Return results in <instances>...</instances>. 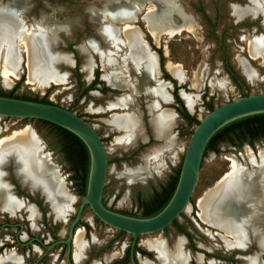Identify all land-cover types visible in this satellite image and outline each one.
<instances>
[{
	"label": "rangeland",
	"instance_id": "obj_1",
	"mask_svg": "<svg viewBox=\"0 0 264 264\" xmlns=\"http://www.w3.org/2000/svg\"><path fill=\"white\" fill-rule=\"evenodd\" d=\"M105 1L103 3L100 0H0V11H11L24 28L22 41L16 46V52L20 57V64L16 70L17 78H13L10 85H6L0 77V90L9 92L19 81V86L13 91L15 95L46 97L52 103L71 108L70 110L89 121L103 141L108 159L103 202L116 211L140 214L139 201L149 199L153 190L165 184L178 167L190 137L189 131L193 130L195 124L190 125L183 118L181 111L178 110L180 105L172 96L171 105L161 103L157 109L159 111L161 107H168L175 113L169 143L154 135L157 140L151 138L143 143L139 140L142 137L137 132L134 145L112 149L116 137L123 136L124 132L116 129L114 122L115 127L107 126L105 123L126 114L135 116L139 114V119L141 115L146 119L145 107L152 102H149L151 97L147 92H135L140 73L131 72L132 61L129 57L125 31L122 28L126 23L134 26V30L140 34L139 40L146 43L147 49L156 55L157 61L162 59L163 69L176 81L179 88L177 94L185 108L199 120L209 111L207 103L216 107L242 95L264 93V56L251 57L249 51L250 46L256 42L254 39H258L256 43L264 47V0H256L258 3L255 0H163L164 6L161 0H141V6L136 5L137 0ZM121 5H129L136 14L133 20L125 23L123 21L114 23L110 18L105 20L109 27L117 31L120 47H115L114 44L111 45L113 42H107L100 33L102 24L98 17L111 11L118 12ZM236 10L243 14L238 15ZM157 11L170 14L173 22L162 21L154 14ZM174 28L181 30L172 33L175 31ZM32 38H38L37 42L41 45L40 48L33 50L35 56L54 59L52 62L54 70L66 75L64 83H50L47 87H38L27 82L26 63L28 57L32 58L30 54L27 56L30 53L27 48H30L29 41ZM92 44L96 50L91 49ZM100 54L106 57L104 66L100 61ZM67 56L71 62L63 60V57ZM87 62L93 65V76L98 74L100 83L105 84L108 81L106 77L108 74H115L117 85L109 81L108 83L127 88L128 91L113 93L110 89L104 88L105 91L100 93L97 90L82 94L81 91L89 83L84 67ZM157 63L159 64V61ZM226 63L243 81L242 86L239 87L237 81L229 76ZM158 64L154 80L169 81L173 92L168 87L165 89L173 94V83L163 75L162 70L159 72ZM171 67L180 70L183 79L174 76L169 71ZM245 67L253 73L252 78L244 73ZM99 86L102 87V84ZM99 86L96 88L99 89ZM182 92L190 94L195 100L192 108L186 105ZM112 93L115 94L116 100L108 96ZM81 94L77 102L75 96ZM123 97L128 100L126 105H118V109L109 111L105 108L107 104L103 103V100L118 102ZM114 102H109L108 105ZM91 107L103 113L101 119H91L89 114ZM110 113H113L112 117L108 116ZM140 125L145 135L141 120ZM25 126H28L36 136L42 154L46 155L49 165L63 183L65 197L73 203L65 205L66 207L56 214L51 200L40 186L22 182L19 175L21 167L13 158L0 163L1 181L7 185L8 192L20 201V206L12 215L0 209V254L4 257L11 255L13 258L11 257L10 261H14L15 264H67L65 247L62 245L58 244L46 250L34 241L22 244L33 236L39 237L44 243L65 238L68 225L81 200L78 185L72 177L71 168L58 142V134L51 127L30 118L0 116V138L9 136L14 130ZM234 139L239 143L237 138ZM154 147L158 148L155 155L151 152ZM216 149L205 152L190 202L176 218L187 236L175 232L173 225H168L158 232L140 235L138 243L144 251L141 253H148L152 260L145 261L137 252L138 259L143 264H161L158 258L159 262L152 258L150 255L152 252H148L150 249L146 246L147 241L164 240L171 252L175 250L179 237L185 240L184 250L186 249L189 254V260L195 259L197 254L202 258L203 254L205 257L203 258L211 264H246L249 258L258 256L264 264V249L259 247L255 231H252L249 224H246L245 228L243 239L245 246L229 247L227 239L230 237L223 231L204 224L197 215L198 201L208 190L215 191L220 188L222 182L218 181L229 169L231 158L246 167V170H250L248 149L257 155L264 149V141L239 144L222 141L216 145ZM146 160L152 173L143 180H129L127 172L138 168ZM28 206L34 209V221L29 218ZM263 210L264 208L260 211L264 212ZM15 223H19L21 227ZM261 223L255 220L253 225L262 229L264 226H261ZM85 225L88 227L85 228ZM77 228L83 231L85 247L83 253L81 252L80 262L77 263L72 258L73 264H110L123 254L132 237L129 233L119 232L102 223L88 206L83 210ZM75 250L76 246L72 243V254ZM7 262L8 259H4L0 264Z\"/></svg>",
	"mask_w": 264,
	"mask_h": 264
},
{
	"label": "bare ground",
	"instance_id": "obj_2",
	"mask_svg": "<svg viewBox=\"0 0 264 264\" xmlns=\"http://www.w3.org/2000/svg\"><path fill=\"white\" fill-rule=\"evenodd\" d=\"M164 2L165 1L161 0L162 6L165 5L163 4ZM137 4L141 6L142 1L137 0L136 5ZM119 9L118 12L111 11L104 13L101 16L99 15L98 17V20L102 24L100 33L107 42H113L111 45L114 44L115 47H120L117 31L115 28L109 27L105 20L110 18L114 23L117 21H123L125 23L126 21L133 20L136 14L129 5H123ZM236 13L238 15L243 14L238 10H236ZM154 14L164 22H173V17L164 11H157ZM179 15L181 16L182 14L179 13ZM22 25L23 24H21L11 11H0V77H2L3 82L6 85H10L13 78H17L16 70L20 64V57L16 52V46L22 41L23 36L21 35L24 32ZM133 27L134 26L126 23L122 29L125 31L124 35L128 43L129 57L132 61L131 72L134 73L136 71L140 73L138 83L135 85V92H147L155 98L157 97L164 101H169L171 98L165 87L170 83L161 80H154L158 64L156 55L147 49V46L145 45L146 43H142L139 40L140 34L138 35ZM157 29L158 28H156V30ZM180 30L176 28L172 33L179 32ZM254 40L257 42L258 39ZM37 41L38 38L30 39V48H27L28 52H30L27 56L30 54L32 57H28L26 63L27 82L38 87H47L50 83H64L66 75L60 74L54 70L52 66L54 59L50 57L44 59L38 55L35 56L33 50L41 47ZM46 41L47 40L45 39V42ZM256 42H253L254 44L249 48L252 55L250 56L255 58L258 55L264 56V47H261L262 45H259L260 43ZM90 47L92 50H96L93 44L90 45ZM46 48L48 50L47 42ZM99 58L102 66H104L106 63L105 55L100 54ZM63 60L65 62H71L68 56L63 57ZM84 67L89 75L92 72L93 65L87 62ZM169 71L179 79H183L182 72L177 68L171 67ZM244 71L249 78L253 77V73L248 67H245ZM106 77L110 83L117 85L115 74H108ZM182 96L186 105L192 108L195 100L190 97V94L182 92ZM121 99L122 100H119L118 102L110 103V106H108H124L128 103L127 98L123 97ZM157 106L158 105L154 104V102L148 106V111L152 116L151 126L155 137L162 138L168 142L171 129L175 123V115L168 109L162 110L158 115H154ZM111 122H114L116 129L124 132L123 136L116 137L114 143H112V149L121 147L127 148L132 145L135 142L137 132H139V135H141L142 138L144 137L140 128V119L133 114L114 117ZM157 149V147L152 148V154L155 155ZM247 156L251 163V169L246 170V167L234 158H231L229 169L218 181V183L222 182L220 188L215 191L208 190L198 201L197 206L199 212L197 215L200 221L204 224L215 227L220 231H223L227 237H230V239H227L228 242L226 241L229 247L242 248L245 246L243 239L246 230L245 228L247 226L246 224H249L250 227H252V231H255L254 235L259 247L264 249V228L261 229L258 228V226L253 225L254 221L258 220L262 222L261 226H264V212L260 211L264 208V149H261L257 155L254 154L251 149H248ZM10 158H13V160L21 167L19 175L22 182L28 183L31 186H40L46 196L51 200L56 214L64 209L66 207L65 205L68 206V204L70 205L73 203L69 202L65 197L61 179L58 178L55 171L49 165L46 155L42 154L41 146L28 126L14 130L9 136L0 138V163H3ZM255 159H259V161L256 162ZM147 163L146 160L143 164L139 165L138 168L129 170L127 172L129 180H143L151 174V169H149ZM18 206H20V201L8 192V187L1 181L0 174V209H3L4 212L12 215ZM27 211H29V218L34 221L35 213L33 207L28 206ZM82 237V229L77 228L73 240L76 250L72 254V258L77 263L82 259L81 252L85 247V241H83ZM184 242V238L179 237L176 241L175 250L171 252L167 249L164 240H149L147 241L146 246L155 252L156 257L161 264H189V254L185 251L186 249L184 250ZM11 257V255L4 257L0 254V263L4 261V259H8L6 264H15L14 261H10ZM195 259L198 262L201 261V255L197 254ZM246 264H262V262L258 256H252L247 260Z\"/></svg>",
	"mask_w": 264,
	"mask_h": 264
},
{
	"label": "water",
	"instance_id": "obj_3",
	"mask_svg": "<svg viewBox=\"0 0 264 264\" xmlns=\"http://www.w3.org/2000/svg\"><path fill=\"white\" fill-rule=\"evenodd\" d=\"M100 1L106 2L105 0ZM76 48L75 50H78ZM149 96L152 98L151 94ZM259 113H264V93L242 95L207 111L194 126L187 141L178 180L171 197L158 213L149 217H138L110 209L103 203L102 195L108 159L103 141L89 122L74 111L55 103L0 95V116L42 119L51 122L76 135L87 148L89 169L85 194L81 197L77 210L68 225L66 238L55 240L46 245L47 249L57 244L66 245L65 258L68 264H73L71 261L72 243L81 214L86 206L102 223L131 234L129 255L131 264H136L133 258V249L138 237L163 230L181 214L190 202L203 154L211 136L231 121ZM45 199L49 203L46 197ZM37 241L40 240L37 238Z\"/></svg>",
	"mask_w": 264,
	"mask_h": 264
},
{
	"label": "trees",
	"instance_id": "obj_4",
	"mask_svg": "<svg viewBox=\"0 0 264 264\" xmlns=\"http://www.w3.org/2000/svg\"><path fill=\"white\" fill-rule=\"evenodd\" d=\"M160 65L161 70L163 72V75L166 76L167 79H170L174 83V99L175 102L180 105L181 115L183 118L188 122V124H197L199 120L194 116L191 115L187 109L185 108L182 99L177 94V85L176 81L168 75L166 71L163 69V62L162 59H160ZM226 67H228L226 63ZM229 76L234 80L237 81V85L240 87L243 84V81L240 80V77L235 73V71L232 68L226 69ZM22 79V78H21ZM20 79V80H21ZM98 82V79H94L92 84L90 86H87L84 88L81 93L84 94L86 90L92 88L94 84ZM19 86V81H17L14 86L12 87V90L9 92H3L0 90L1 96H7V97H15V98H21V99H27V100H34L39 102H45V103H52L49 101L46 97H29L26 95H15L13 91ZM79 95V98L82 96ZM214 108V106L211 103H207V109L210 111ZM36 120L38 123L51 127L57 134H58V142L61 145L62 151L66 157V160L71 168L72 171V177L76 180V184L78 185V193L81 195V197L85 194L86 191V183H87V176H88V169H89V155L87 148L85 144L73 133L70 131L53 124L51 122L42 120V119H33ZM192 130L189 131V136L191 135ZM234 138H237L239 140V143L242 142H251L253 143L257 139H264V113L259 114H253L249 116H245L239 119H236L234 121H231L224 126H222L220 129H218L209 139L204 154L207 150H217L216 145L219 142L227 141L232 144H239L235 141ZM203 154V156H204ZM182 160V159H181ZM181 161L178 165V167L174 170L173 174L170 176L169 180L160 186L159 189H154L152 192V195L147 200H140L138 208L141 210L140 214H135L131 212H125L122 210H117L121 213H125L132 216H138V217H149L156 213H158L164 205L167 203L169 198L171 197L174 188L176 186L178 175L180 171ZM111 209V208H110ZM177 219L175 218L173 222H176ZM85 227H88L85 225ZM124 233V231H120ZM135 250H138L137 247H135Z\"/></svg>",
	"mask_w": 264,
	"mask_h": 264
},
{
	"label": "flooded vegetation",
	"instance_id": "obj_5",
	"mask_svg": "<svg viewBox=\"0 0 264 264\" xmlns=\"http://www.w3.org/2000/svg\"><path fill=\"white\" fill-rule=\"evenodd\" d=\"M159 61V68H160V71H161V65H160V59L158 60ZM98 79V82L96 83V84H94L93 86H91L92 88H90V89H88V90H86V92L84 93V95H86V94H88L89 92L91 93L92 91H97V90H99V93L100 92H103V91H105L104 90V88H108V89H110L111 91H113V93H114V91H123V90H125V91H128V89L127 88H119V87H115V86H113V85H111V84H109L107 81H106V83L104 84V83H100L101 82V80L99 79V77H98V74H94V76H92V78L89 80V83L88 84H86V86L84 87V88H86L87 86H90L91 84H92V82H93V80L94 79ZM127 80V79H126ZM170 80V79H169ZM164 81V80H163ZM171 81V80H170ZM165 82H169V81H165ZM172 82V81H171ZM170 83V82H169ZM173 83V82H172ZM99 84H102V87L101 86H99ZM99 86V89H97L96 88V86ZM169 89H171L172 88V86H171V83H170V86H167ZM173 87H174V83H173ZM179 89V88H178ZM178 89H177V91H178ZM171 92H173V89H171ZM109 94L108 96H110V98H112V99H115V94ZM170 94V93H169ZM142 95V94H141ZM171 96H173V94H170ZM81 98V97H80ZM79 96L77 95V96H75V100L78 102L79 101ZM116 100V99H115ZM115 100H107V101H104L103 100V103H106L105 105H106V109L109 111V110H112V109H118L119 107H112V108H109L108 107V103L109 102H114ZM175 100V99H174ZM152 101V99L150 98L149 99V102H151ZM132 102V101H131ZM152 103V102H151ZM151 103L149 104V105H151ZM171 103L172 102H168L167 104H170L171 105ZM163 104H165V102L163 103ZM148 105V106H149ZM130 106V105H129ZM148 106H146L145 107V112H144V114H146V119L141 115L140 116V120H141V122H142V127H143V130H144V133H145V136H146V139H139V140H141V142H143V143H145L146 142V140L147 141H149L151 138H153V136H152V130H151V127H150V125H149V117H150V113H149V111H148ZM71 109V108H70ZM90 112H89V114L91 115L90 117H91V119H101V117H102V114L103 113H101V111H96L95 110V108H90ZM103 112V111H102ZM105 112V111H104ZM113 113H110L108 116L109 117H111V115H112ZM78 115H80V114H78ZM81 116V115H80ZM87 122H89V121H87ZM90 123V122H89ZM91 124V123H90ZM105 124H107V126H111L112 127V124L111 123H105ZM98 133V132H97ZM258 140H261V141H264V139L263 138H261V139H257V140H255V141H258ZM254 141V142H255ZM104 203V202H103ZM105 204V203H104ZM111 208V207H110ZM73 218V217H72ZM72 220V219H71ZM18 227H21V225L19 224V223H15ZM79 224V223H78ZM170 225H173V227H174V231L175 232H177V233H182V234H185L186 236H187V233H186V231L183 229V227H182V225L178 222V221H176V222H173L172 221V223L170 224ZM86 228V227H85ZM166 228V227H165ZM164 228V229H165ZM68 230V229H67ZM119 232H120V230H119ZM66 235H67V233H66ZM185 236V237H186ZM37 238L40 240V241H37ZM65 238H66V236H65ZM132 238V237H131ZM64 239V238H63ZM56 240H58V239H56ZM30 241H34V242H36V243H38L41 247H43L44 249H46V250H48L47 248H46V245H48V244H50V243H52V242H50V243H44L43 242V240L42 239H40L39 237H35V236H33V237H31L30 239H28L27 241H25L24 243H22L23 245H25V244H27V243H29ZM55 241V240H54ZM58 245V244H57ZM59 245H62L63 247H65V251H66V245H64V244H59ZM130 245H131V241H130V243H129V245L126 247V249H125V251L123 252V254L118 258V259H116V260H114V261H112L110 264H131V260H130V255H129V252H130ZM135 247H137L138 248V250H135ZM51 249V248H50ZM72 250V249H71ZM141 251L142 252H144L143 251V249H141L140 247H139V243H138V239H137V242H136V244H135V246H134V249H133V258H134V261L136 262V264H143L141 261H139V259H138V253L137 252H139L142 256V259H145V261H149L150 260V258L148 257L149 255H148V253H141ZM148 252H152L150 255H152V258L155 260V261H157V262H159L158 261V259H157V257H156V254H155V252L153 251V250H150V251H148ZM154 252V253H153ZM145 255H147V257H145ZM204 255L202 254V260L200 261V262H197L194 258H192V259H190L189 261H190V264H211V263H209V261H207V260H205L204 258ZM241 260H243V258L241 259ZM72 261V260H71ZM150 261H152V260H150ZM73 262V261H72ZM68 264V263H67ZM149 264V263H148ZM151 264V263H150ZM157 264V263H156ZM159 264V263H158ZM242 264H244V263H242Z\"/></svg>",
	"mask_w": 264,
	"mask_h": 264
},
{
	"label": "crops",
	"instance_id": "obj_6",
	"mask_svg": "<svg viewBox=\"0 0 264 264\" xmlns=\"http://www.w3.org/2000/svg\"><path fill=\"white\" fill-rule=\"evenodd\" d=\"M95 64H96V61H95ZM94 70V69H93ZM93 70H92V72L88 75V80H90L91 78H92V76H93ZM108 82V81H107ZM167 86H170V84L168 85L167 84ZM166 86V87H167ZM115 87H118V86H115ZM120 88V87H119ZM168 94H169V92H168ZM170 95V94H169ZM170 100L169 101H164V100H162L161 98L159 99V98H155L154 96H152V103L154 102V104H157L158 106H157V108H155V111H154V115H158L162 110H165V109H168V110H171L170 108H168V107H164V108H162L161 107V110H157L158 109V107L160 106V104L161 103H168V102H172V96L170 95ZM156 102V103H155ZM109 107V106H108ZM116 107H118V106H116ZM109 108H112V107H109ZM158 111V112H157ZM172 111V110H171ZM173 112V111H172ZM173 114L175 115V113L173 112ZM117 115H119V114H117ZM112 117V116H111ZM136 117H138L139 118V114L138 115H136ZM150 117H151V113H150ZM175 117V116H174ZM109 123H111L112 124V127H115V125L109 120ZM149 125H150V127H151V130H152V136L154 135V132H153V129H152V124H151V119H149ZM94 127V126H93ZM172 130V129H171ZM155 136V135H154ZM153 136V138L154 139H156L155 137ZM170 137V139H169V141L171 140V138H172V136H171V132H170V135H169ZM144 138H145V135H144V137L143 138H141V139H143L144 140ZM158 138V137H157ZM157 140V139H156ZM169 141H168V143H169ZM167 143V144H168ZM189 264H190V261H189Z\"/></svg>",
	"mask_w": 264,
	"mask_h": 264
}]
</instances>
